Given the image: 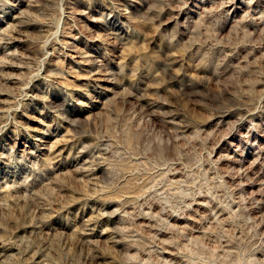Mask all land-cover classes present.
<instances>
[{
    "label": "rangeland",
    "instance_id": "1",
    "mask_svg": "<svg viewBox=\"0 0 264 264\" xmlns=\"http://www.w3.org/2000/svg\"><path fill=\"white\" fill-rule=\"evenodd\" d=\"M0 264H264V0H0Z\"/></svg>",
    "mask_w": 264,
    "mask_h": 264
}]
</instances>
